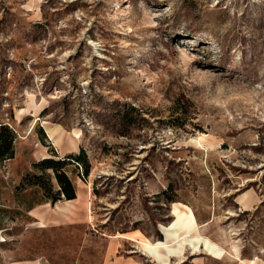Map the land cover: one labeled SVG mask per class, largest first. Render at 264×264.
Segmentation results:
<instances>
[{
	"label": "rangeland",
	"instance_id": "1",
	"mask_svg": "<svg viewBox=\"0 0 264 264\" xmlns=\"http://www.w3.org/2000/svg\"><path fill=\"white\" fill-rule=\"evenodd\" d=\"M0 122V264H157L179 217L224 250L181 264H264V0H0ZM81 150L47 202L37 164Z\"/></svg>",
	"mask_w": 264,
	"mask_h": 264
},
{
	"label": "trees",
	"instance_id": "2",
	"mask_svg": "<svg viewBox=\"0 0 264 264\" xmlns=\"http://www.w3.org/2000/svg\"><path fill=\"white\" fill-rule=\"evenodd\" d=\"M15 133L6 125L0 122V160L14 158ZM70 164H77L82 167V177L87 178L90 173V164L86 152L81 150L78 154H71L66 158L57 160L53 157L42 160L37 165L41 166L42 171H51L49 173L48 184L44 188L49 194L46 196L47 202L56 203L59 200H75L77 198V188L66 167ZM55 179L56 184L52 182ZM34 184H39L37 181ZM42 185V184H41Z\"/></svg>",
	"mask_w": 264,
	"mask_h": 264
},
{
	"label": "bare ground",
	"instance_id": "3",
	"mask_svg": "<svg viewBox=\"0 0 264 264\" xmlns=\"http://www.w3.org/2000/svg\"><path fill=\"white\" fill-rule=\"evenodd\" d=\"M193 230L194 227L192 226V223L190 220H188V218L179 217L176 223L172 225L170 231L167 233V241L156 243L142 241L138 247L152 259V262L157 261V264H168L172 255H177V257L179 258V264L183 263L185 255H182V251L185 247L186 242H188L189 245L192 246L191 254H196L202 250L198 246H195V242L196 244H198L199 242L204 241L206 247L205 251L208 252L209 255H223L224 250L218 244L211 243L207 239L203 240L199 233L196 236L192 235V238H190L189 235L192 233ZM179 231H184L186 238L180 241H176L174 244H169V240L174 239L178 235ZM250 264H255V262L251 261Z\"/></svg>",
	"mask_w": 264,
	"mask_h": 264
},
{
	"label": "crops",
	"instance_id": "4",
	"mask_svg": "<svg viewBox=\"0 0 264 264\" xmlns=\"http://www.w3.org/2000/svg\"><path fill=\"white\" fill-rule=\"evenodd\" d=\"M120 236H113V238H119ZM125 239H130L136 242H139L137 240H139L138 238H131V237H122ZM166 238V237H165ZM164 238L163 241H166V239ZM115 247V249L113 250L112 248ZM135 248H137L138 246H134ZM107 261L104 264H139V261L137 260V256L135 255H130V256H125L123 254L120 253V247L119 246H115L112 243H110V246L108 248V257H107Z\"/></svg>",
	"mask_w": 264,
	"mask_h": 264
}]
</instances>
